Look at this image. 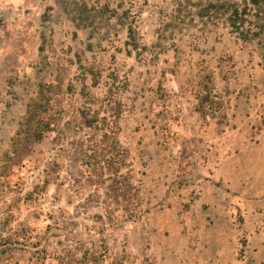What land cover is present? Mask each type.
<instances>
[{"label":"rangeland","instance_id":"1","mask_svg":"<svg viewBox=\"0 0 264 264\" xmlns=\"http://www.w3.org/2000/svg\"><path fill=\"white\" fill-rule=\"evenodd\" d=\"M0 264H264V0H0Z\"/></svg>","mask_w":264,"mask_h":264},{"label":"trees","instance_id":"2","mask_svg":"<svg viewBox=\"0 0 264 264\" xmlns=\"http://www.w3.org/2000/svg\"><path fill=\"white\" fill-rule=\"evenodd\" d=\"M249 2L252 4V6L258 4V0H249ZM258 6H259V5H258ZM243 10H245V9H241L240 11H238V9H236V8H232V13H231V14H232L233 18H235L236 20L240 19V17L242 16L241 11L243 12ZM258 10H260V7H258ZM232 24H233V25L235 24V20L232 21ZM262 28H263V26L260 27V30H261Z\"/></svg>","mask_w":264,"mask_h":264}]
</instances>
